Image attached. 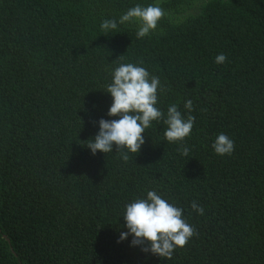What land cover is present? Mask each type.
I'll use <instances>...</instances> for the list:
<instances>
[{
  "label": "trees",
  "instance_id": "16d2710c",
  "mask_svg": "<svg viewBox=\"0 0 264 264\" xmlns=\"http://www.w3.org/2000/svg\"><path fill=\"white\" fill-rule=\"evenodd\" d=\"M137 4L165 10L149 36L100 29ZM121 63L160 78L165 117L192 100L187 157L163 120L127 162L86 147L120 118L107 85ZM219 133L230 156L214 154ZM151 190L197 233L171 259L117 243L125 205ZM0 264H264V0H0Z\"/></svg>",
  "mask_w": 264,
  "mask_h": 264
},
{
  "label": "clouds",
  "instance_id": "9594fccd",
  "mask_svg": "<svg viewBox=\"0 0 264 264\" xmlns=\"http://www.w3.org/2000/svg\"><path fill=\"white\" fill-rule=\"evenodd\" d=\"M166 15L158 5L146 7L139 4L128 9L116 18H106L100 23V29L107 34L117 29L118 24L137 25L136 37L142 39L157 29L158 22ZM120 57H123L120 56ZM227 61L224 53L214 58V63L223 65ZM158 90L163 92L160 78L150 76L149 71L133 63H121L112 73V80L107 85V94L112 97L109 108L110 117L117 120H99V132L94 139L86 142V147L95 155L97 152L109 154L116 146L120 158L127 162L129 154H138L144 144L143 133L151 127L153 121L167 125L164 137L170 143L180 142L177 151L187 157L190 149L184 141L191 135L195 116L191 99L184 103L189 115L185 117L176 104L167 109V114L156 105ZM214 154L220 157L230 156L235 149V142L225 133H219L211 145ZM191 209L198 215L204 214V207L192 201ZM183 209L169 203L155 190L147 192L146 199H135L125 205L122 215L126 232H121L117 243L132 237L130 246L140 247L142 252L151 253L160 258L171 259L176 249L184 248L196 230L183 218Z\"/></svg>",
  "mask_w": 264,
  "mask_h": 264
},
{
  "label": "water",
  "instance_id": "95a60500",
  "mask_svg": "<svg viewBox=\"0 0 264 264\" xmlns=\"http://www.w3.org/2000/svg\"><path fill=\"white\" fill-rule=\"evenodd\" d=\"M5 237V236H4Z\"/></svg>",
  "mask_w": 264,
  "mask_h": 264
}]
</instances>
